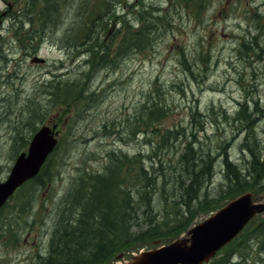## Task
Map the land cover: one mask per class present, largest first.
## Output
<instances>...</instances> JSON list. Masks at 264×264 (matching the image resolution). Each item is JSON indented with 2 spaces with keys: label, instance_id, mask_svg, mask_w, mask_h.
<instances>
[{
  "label": "rangeland",
  "instance_id": "obj_1",
  "mask_svg": "<svg viewBox=\"0 0 264 264\" xmlns=\"http://www.w3.org/2000/svg\"><path fill=\"white\" fill-rule=\"evenodd\" d=\"M108 1V9L101 17L105 18L103 25L96 30L100 40L94 38L84 48L71 41L75 23L95 14L104 5L101 0H67L59 20L50 17L45 29L34 20L28 25V0H0V46L8 48L0 51L5 54H0V182L8 177L17 154L26 148L25 142L33 132L31 127L56 123L59 130V143L38 180L26 183L0 207V264H36L38 255L47 252L61 202L77 182L88 173L104 172L110 160L116 162L117 158L126 169L129 154L141 151L147 156L152 151L146 134H129V126L133 131L138 129L140 124L134 122L136 110L143 108L147 94L151 96L155 80L163 92L160 97L153 96L152 103L161 102L167 113L152 120V138L158 140L167 127L182 132L175 138L172 134L157 151L156 160L164 161L157 173L161 177L153 178L151 197L159 208L158 201H165L163 192L175 188L176 170L172 165L188 139L198 141L194 146L198 155H209L214 161L213 181L208 188V195H214L210 198L215 200L212 209L229 200L217 193L223 155L241 166L246 160L241 147L243 136L254 134L255 148H260V160H264V115L256 114L247 130L236 116L239 102L257 101L264 108V0ZM139 3L160 7L162 15L157 27H144L148 39L143 46L131 44L126 52H117L116 47L126 43L122 20L132 31L141 29L140 18L132 11ZM18 22H23L19 31L14 28ZM25 31L34 38L30 40ZM105 46L112 47L111 57L100 63L96 55ZM35 55L44 58V62H33ZM52 79H79L81 83L77 100L67 112L62 113V108L50 101L51 90L45 85ZM151 104L149 107H153ZM250 110L249 106L247 111ZM193 112H197L194 118ZM46 179V186L41 185ZM123 183L129 192V174ZM258 184L250 191L256 202H264V177ZM207 209L186 212L191 220L186 229L206 218L211 213ZM168 211L161 216L162 221L167 225L177 223L181 214L177 218ZM152 213L158 215L156 209ZM261 220L264 212L253 217L254 223L245 230ZM180 224L181 221L174 228ZM184 231L169 234L164 240L179 238ZM230 243L212 260L234 246ZM159 244L157 239L136 241L128 253L118 258L115 254L108 264H122L139 251ZM247 244L251 247L247 259L253 264H264V248L258 249L254 240Z\"/></svg>",
  "mask_w": 264,
  "mask_h": 264
},
{
  "label": "trees",
  "instance_id": "obj_2",
  "mask_svg": "<svg viewBox=\"0 0 264 264\" xmlns=\"http://www.w3.org/2000/svg\"><path fill=\"white\" fill-rule=\"evenodd\" d=\"M168 1L173 2V0ZM66 2L67 0H28L25 3L27 6L25 11H30L31 14V20L27 22L28 25L34 20L35 22L38 21L45 29L50 17L59 20L60 11ZM101 3H104V5H101L95 14L87 15L85 21L79 19L75 23L76 30L73 32L75 36L71 39L74 44L84 45V48H86L92 39L97 38V41L100 40L97 37L96 30L99 25H103L105 18L101 20V17L107 11L109 1L101 0ZM132 11H135L139 16V28L141 29L132 31L129 24L122 20L123 25L126 27V43L124 41L120 43L115 49L117 52H126L131 44L133 46H143L148 39L144 27L146 25L157 27V20L162 15L160 7L151 4L146 7V5L139 3V8L137 10L134 8ZM69 18L68 9L67 21ZM9 19L11 20V18ZM117 23L120 24L121 21L117 19ZM22 24L23 22H18L14 28L19 31ZM68 24L70 23L68 22ZM25 33L30 40L34 38L29 31H25ZM127 41H129V44ZM244 43L242 42V44ZM100 48L96 58L99 57L98 61L101 63L102 59L107 61L108 57H111L112 47ZM1 56H4V54H1ZM82 73L83 71L80 72V74ZM82 76L85 77V73ZM45 86L46 89L51 90L50 101L54 106L62 108L63 113L73 107L71 104L77 100V87H80L81 83L79 79L67 82L52 79ZM152 89L153 91L149 93L151 96L147 94L146 101L142 102L144 104L143 108L139 111L136 110L138 113L134 122L140 124L138 129L133 131L129 126V134L135 135L137 131L146 134L149 138L148 141L152 143V151L147 156L142 154L141 151L129 154V168L126 167V169L117 158H115L116 162L110 160L104 172L95 173L94 175L88 173L77 182L75 187L67 192L66 197L68 198L61 202L59 213L54 220L55 225L49 235L47 252L44 256L38 255L36 264H108L115 254L128 253L136 241H153L154 239L159 240L161 243L170 241L164 240L165 237L186 229L190 223L191 220L188 221L186 212L190 214L191 210L196 208L212 210L215 200L210 198L214 195H208V188L213 181L214 161L207 157L209 155H198L197 148L194 147L198 141L195 143L194 138L192 140L188 139L183 144L182 152L178 153L176 160L173 162L172 168L176 170L173 183L175 188L172 192L166 193V190L163 192L165 201H158L160 208L153 203L151 184L154 182L153 178L158 179L161 177V174L157 173L159 164L164 161V158L156 160L159 155L157 152L160 148L159 145L166 144L171 139L172 134L175 138L182 135V132L181 129L173 130L167 127L158 140L152 138L149 125H153L154 120L165 116L167 113V109L163 107L161 102L155 101L152 103L153 96L160 97L163 92V90L161 92L157 80L152 82ZM248 103L251 108L250 111H247ZM150 104L153 107H149ZM237 108L236 116L241 122L240 124L245 126L246 129L244 130H247L255 116L264 115V108L260 107L257 101H253L252 104H250V101L239 102ZM196 113H192V118L197 115ZM196 121L201 127L202 122L199 119ZM31 128L33 131L36 129ZM192 136L194 137V134ZM253 136L249 134L243 136V142L241 143L243 156L246 160L249 159L244 161L243 166L234 162L226 154L223 155L224 158L221 163L222 179L220 189L217 190L220 196L231 198L243 191L250 190L258 186V181L264 177V160H260L259 152L261 150L255 148L256 141ZM29 138L30 135L25 142V147ZM49 157L33 180L40 176L44 166L47 165ZM147 157L149 160H147ZM128 174L129 192L123 183V179ZM48 179L45 182L40 181V183L42 182L41 185L46 186ZM162 185L164 190L165 183H162ZM170 208L171 211H168ZM154 209L157 210V216L152 213ZM173 209L175 210L173 211ZM181 209H183L182 213L179 212ZM166 210L169 215L171 213L174 216L177 215V218L181 214V217L176 219L178 220L177 223L167 225V222L162 221L163 217L161 216L167 213ZM139 213H142V215L139 216ZM179 221H181V224L175 229L174 226L179 224ZM240 236L229 244V246L234 244L233 247L230 246V248L222 250L219 259L216 258L208 264H253L251 259L250 261L247 259L249 253H251V247L247 243L254 240L256 246H259L258 249L264 248V220L259 221L256 226L253 224L251 228L244 230ZM237 252V260L233 262L232 259Z\"/></svg>",
  "mask_w": 264,
  "mask_h": 264
},
{
  "label": "water",
  "instance_id": "obj_3",
  "mask_svg": "<svg viewBox=\"0 0 264 264\" xmlns=\"http://www.w3.org/2000/svg\"><path fill=\"white\" fill-rule=\"evenodd\" d=\"M34 60L42 61L36 57ZM55 124L42 125L33 134L27 152H21L8 177L0 182V206L14 189L34 176L57 139ZM264 211V202L254 203L249 192L243 193L204 221L187 231V236L166 245L146 249L122 264H201L227 243L256 213ZM121 254L117 255V258Z\"/></svg>",
  "mask_w": 264,
  "mask_h": 264
},
{
  "label": "bare ground",
  "instance_id": "obj_4",
  "mask_svg": "<svg viewBox=\"0 0 264 264\" xmlns=\"http://www.w3.org/2000/svg\"><path fill=\"white\" fill-rule=\"evenodd\" d=\"M138 8H139V6H137L135 9L137 10ZM59 22L60 21H56V23H59ZM5 47H6L5 45H1L0 46V51L3 52L4 50L8 49L7 47L6 48ZM2 54H4V53H2ZM35 56H37V55H35ZM166 161H168V160H166Z\"/></svg>",
  "mask_w": 264,
  "mask_h": 264
}]
</instances>
